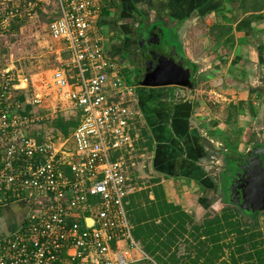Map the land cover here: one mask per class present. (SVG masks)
Returning <instances> with one entry per match:
<instances>
[{"label": "built area", "instance_id": "2783aa9c", "mask_svg": "<svg viewBox=\"0 0 264 264\" xmlns=\"http://www.w3.org/2000/svg\"><path fill=\"white\" fill-rule=\"evenodd\" d=\"M18 1L0 0V35L26 16L30 3ZM55 5L49 33L69 56L42 80L47 97L13 98L22 83L0 69V207L25 211L0 231V264H140L123 245L136 247L125 208L140 138L135 88L93 35L97 0ZM53 94L76 112L66 136L35 128Z\"/></svg>", "mask_w": 264, "mask_h": 264}, {"label": "crops", "instance_id": "0c3cea01", "mask_svg": "<svg viewBox=\"0 0 264 264\" xmlns=\"http://www.w3.org/2000/svg\"><path fill=\"white\" fill-rule=\"evenodd\" d=\"M97 4L100 14L93 33L103 40L108 57L120 66L127 84L135 88L138 152L144 137L142 121L148 130L146 140L152 139L148 159L140 165L150 179L145 183L141 173H129L130 193L126 198L134 195L145 205L143 193L152 201L156 187L161 186L168 201L181 206L186 213L213 207L207 195L212 190L216 197L220 193L216 190H220L227 171L225 158L235 160L242 154L227 150L225 165H218L215 170L211 149L223 142L232 149L238 133L242 134L240 130L244 131L243 138L251 132H264V0H97ZM151 12L156 14L155 19ZM152 32L163 33V41L168 36L171 41L176 39L168 43L170 47L166 46L184 60L192 81L203 80V87L146 86L139 76L129 78L132 64L140 67L139 60L134 61L132 44L137 45L140 38L144 40ZM206 84L217 87L206 88ZM28 86L30 89L31 85ZM20 93L27 95L24 89ZM186 93L188 97L183 99ZM51 96L52 100L61 99L55 94ZM210 101L218 108H210ZM48 102L54 106L50 99ZM233 114L236 117L230 123H223L224 117L228 119ZM144 155L141 153V157ZM135 163L133 160L132 165ZM9 206L16 207L18 215L9 224L4 212L0 214V231L13 228L25 214L21 204L3 207ZM125 208L136 247L131 248L125 241L124 247L131 250L135 259L142 260L134 257L138 254L153 259L135 239L126 204Z\"/></svg>", "mask_w": 264, "mask_h": 264}, {"label": "rangeland", "instance_id": "374dc122", "mask_svg": "<svg viewBox=\"0 0 264 264\" xmlns=\"http://www.w3.org/2000/svg\"><path fill=\"white\" fill-rule=\"evenodd\" d=\"M17 1L18 0H15V2ZM27 2L30 3L28 5L29 9L26 8L24 11L26 16L22 18L23 20L19 21L20 23L16 22V25H14L11 30H8L3 35H0V69H8V71H11L10 76L16 84L20 83L21 85V82L18 80H22L23 87L22 85L21 87L26 91L27 95L29 96L28 98H30L33 93L35 96L40 95L42 97H47L46 89L42 85V80L50 79L52 76V69L59 67L61 65V61L66 59L63 55L66 54V52H63V43L54 40L49 33V24L56 17L55 11L58 9V7L56 9L55 0H50L48 2L50 4L43 2V4L40 5H36L34 0H27ZM147 13L150 15L149 12ZM151 15H153L152 17L155 19L156 14L151 12ZM150 17L151 16H149V18ZM152 23H154V20H152ZM93 35L96 38L98 37V35L95 33H93ZM146 37L147 39H152V37L145 36L144 40ZM144 40L139 41L137 45L132 44L131 48H134V50L128 47L134 52L135 63L138 61L136 55L137 51L144 52ZM165 41L170 43L171 39L166 37ZM165 41V45L169 46ZM149 44L150 41L147 40V45ZM59 50L60 52H58ZM124 61L125 58L123 57L122 62ZM135 76H140V70L137 65L132 64L131 70L129 71V78L133 79ZM194 84L196 88H201L203 87V80L202 82H199V80L196 78ZM28 85H31L30 89ZM206 85V88L217 87L215 85ZM20 91L21 90L13 91V98H15L17 94L20 93ZM189 93L192 95V91ZM185 97H188L187 93L183 99H185ZM48 98L51 100L54 106L50 104L42 105V107H39L37 110L35 109V116L40 118V120L35 122V128H42L50 135H63V127L69 124L70 119L75 117L76 112L72 108L68 110L64 102H61L60 100H52L50 97ZM212 102L213 101H210L208 104H212ZM217 104L220 105L221 103L218 102ZM209 106L210 108L214 109L218 108L213 104ZM235 117L236 115L234 114L228 119L227 117H224L223 123H230ZM262 119L263 118H259L260 121H262ZM142 122L143 129L147 130L145 122ZM259 125V123H256L257 128L260 127ZM238 132H241L242 134L238 133L239 136L237 137V141L232 144V149L227 147L224 142L222 145H216L215 148L211 149L215 155V158H213L215 170L217 169L216 167L218 165H220V167L223 166L225 156L224 153H226L227 150H233L239 155H244L255 150L257 147H260L261 143H264V132L258 134L251 132L252 134L249 133L248 138H245L244 136L246 140L241 136L243 135L244 131L240 130ZM146 139L147 138L145 135L141 142L142 145L140 144V152L144 153L145 155L141 157V153L138 152V149L134 159L136 163L135 165L131 164L130 167V175L133 174L136 176L141 173L143 177L141 178V181H145V183H147L150 178L149 176H146L147 171H144L143 173L140 165H142L144 160L146 161V159H148V153L151 151V148L149 149L151 146L148 145L149 141ZM217 173L218 172H216V174ZM216 192L219 193V189L216 190ZM208 193L209 195H207V199L213 203V207L205 206L204 211L197 210V212H187L189 215V220L185 225V230L181 231L182 234L177 237V244L172 246L171 251H175L178 257L186 255L194 256L196 253V249H194V247H196L198 241L195 240V238L198 235H201L199 236L200 239L206 241L207 243V236L202 234V231L207 223L206 221L215 217V215H221L223 211L225 205L220 195H218V197L214 196L215 192L213 190ZM233 207H236V218L240 222L241 229L245 231V235L248 237H253L255 243L264 245V210H260L252 214L240 209L236 205ZM15 209L16 207L14 208L13 206H9L6 209L5 207H0V214H3L4 212L9 224H11L15 220V216L18 215V213L15 214ZM234 236L236 237V235L232 234L230 237ZM247 245L248 244H246V246ZM134 257L142 258L140 261L141 264H158L155 260H153L154 258L147 259L145 256H140L139 254L134 255Z\"/></svg>", "mask_w": 264, "mask_h": 264}, {"label": "trees", "instance_id": "16d2710c", "mask_svg": "<svg viewBox=\"0 0 264 264\" xmlns=\"http://www.w3.org/2000/svg\"><path fill=\"white\" fill-rule=\"evenodd\" d=\"M21 20L23 19H16L10 30L16 22L20 23ZM174 38L175 36L172 37ZM175 41L176 39L173 42ZM63 55L65 58L69 56L68 53ZM18 99L24 100V94L19 93ZM44 105L49 104L45 102ZM77 124L78 120L73 117L69 124L63 127V135L66 136L70 127ZM141 134L147 135L146 129H142ZM149 143L151 146L152 139ZM225 161L227 171L221 179L223 188L225 183H229L235 168L233 159L225 158ZM143 195H145V205H142L140 198L134 195L125 198V204L134 226L132 232L135 239L141 242L147 254L158 264H264V245L255 243L253 237L245 235V231L241 229L240 222L236 218V207H233L234 205L230 204L225 196V206L221 215H215L207 220L202 231V234L207 236L208 244L200 239L201 235H198L195 238L198 241L194 247L196 249L194 256L178 257L175 251L171 252L172 246L177 244V237L182 234V230H185L189 215L181 206L168 201L161 186L156 187L154 200L149 201L146 192ZM232 234L236 237H230Z\"/></svg>", "mask_w": 264, "mask_h": 264}, {"label": "flooded vegetation", "instance_id": "af4514ba", "mask_svg": "<svg viewBox=\"0 0 264 264\" xmlns=\"http://www.w3.org/2000/svg\"><path fill=\"white\" fill-rule=\"evenodd\" d=\"M155 32H152L149 37H153ZM141 41V38L139 39ZM147 37L144 40V52L137 51V58L140 63V76L139 79H143L145 76V73L147 71L153 72L154 70L158 69H165L166 67H170L173 65L171 62V59L169 58L171 54H173L175 60L177 62H183L185 66H187L184 62V60L180 57L178 53H175L173 49H170L167 47L164 43V45H156L153 43V45L145 46L147 43ZM176 76H171L168 78V80L173 81V79H176ZM158 80L154 76L150 79ZM192 78V75H191ZM166 78H163L165 80ZM167 80V81H168ZM193 80V78H192ZM194 82V81H193ZM169 85V84H167ZM250 153L244 154L242 156L236 157L234 160L235 168H233V176H231L229 183H225V188H220V197L224 202V196L229 200L230 204L236 205L240 209L247 211L249 213H256L260 211V207L264 204L263 197L260 193V186H259V173L257 165H254L253 163L251 165H248L249 163V156ZM225 165V164H224ZM237 180H239V184L237 183ZM239 198H235V196ZM263 211V210H261Z\"/></svg>", "mask_w": 264, "mask_h": 264}, {"label": "water", "instance_id": "95a60500", "mask_svg": "<svg viewBox=\"0 0 264 264\" xmlns=\"http://www.w3.org/2000/svg\"><path fill=\"white\" fill-rule=\"evenodd\" d=\"M163 37H164L163 33L162 34L156 33L155 35H153L152 39H149L150 41L149 45L151 46L153 45V43H155L156 45H164V41L161 40V38ZM145 46H148L147 43L145 44ZM169 58L173 63L172 66H170L169 68L166 67L165 69H161V70L156 69L153 72L147 71L145 73L144 78L141 80V83L146 86H162L167 84H176L191 89L194 88V83L191 78V70L187 68L183 64V62H177L173 54H171ZM177 74L178 76L175 77L176 79H173V81L168 80L169 77L171 76L174 77ZM150 76L151 77L154 76L158 80H153L152 78L150 79ZM163 78L166 79L163 80ZM252 163L254 165H257L258 168V173H259L258 182L260 186L259 188H260L261 196L263 197L264 200V147H257L255 150L251 151L248 165H251ZM236 184H239V180H237ZM235 198L239 200L237 195L235 196ZM259 209L264 210V204Z\"/></svg>", "mask_w": 264, "mask_h": 264}]
</instances>
